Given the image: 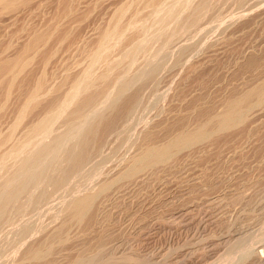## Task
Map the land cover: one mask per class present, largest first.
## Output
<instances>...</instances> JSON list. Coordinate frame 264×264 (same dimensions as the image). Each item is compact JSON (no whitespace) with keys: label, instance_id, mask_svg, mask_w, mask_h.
Here are the masks:
<instances>
[{"label":"rangeland","instance_id":"rangeland-1","mask_svg":"<svg viewBox=\"0 0 264 264\" xmlns=\"http://www.w3.org/2000/svg\"><path fill=\"white\" fill-rule=\"evenodd\" d=\"M199 1L66 0L67 10L65 0L0 4L1 61L21 55L32 37L44 38L28 50L10 95L0 77V264H67L101 237V256L113 259L105 264H264V99L245 121L212 126L199 143L125 176L143 146L167 141L176 124L192 128L200 113L221 111L264 78V0H207L197 10ZM190 13L197 17L189 20ZM103 71L102 94L67 126L74 103ZM40 76L45 87L31 98ZM137 89L133 110L54 186L98 113ZM42 145L49 150L32 164ZM24 157L32 165L14 174ZM91 190L89 219L68 222L51 257L23 256L62 225L67 202Z\"/></svg>","mask_w":264,"mask_h":264},{"label":"bare ground","instance_id":"bare-ground-1","mask_svg":"<svg viewBox=\"0 0 264 264\" xmlns=\"http://www.w3.org/2000/svg\"><path fill=\"white\" fill-rule=\"evenodd\" d=\"M18 1H20V0H0V4H2V5H4V7H6V8H10V7H12V6H14L15 4H16V2H18ZM207 0H200L197 4L198 5H196V7H194L195 9H197L198 10V6H200V5H202V4H204L205 2H206ZM65 2H66V0H65ZM65 2H64V4H65ZM238 2V1H237ZM227 3V2H226ZM225 2H224V4H226ZM63 4V3H62ZM66 4L68 5V3L66 2ZM222 5V4H221ZM65 6V8H66V10H67V8L69 7V5L68 6H66V5H64ZM214 8V7H213ZM201 9V8H200ZM230 9V8H229ZM65 10V9H64ZM69 10V9H68ZM197 10H194V12H196ZM216 10V9H215ZM62 11V10H61ZM198 12V11H197ZM196 12V13H197ZM65 13V12H64ZM196 13H193V14H191V16H190V19L189 20H192V19H194L195 17H197L196 16ZM208 14V13H207ZM118 16V15H117ZM119 17V16H118ZM187 17H188V15H187ZM197 19V18H196ZM195 19V20H196ZM55 24V23H54ZM195 25V24H194ZM182 27V26H181ZM115 28V27H114ZM100 31V30H99ZM186 32H187V30H186ZM47 34V33H44V31L43 32H41V34ZM49 34V33H48ZM48 34H47V36H48ZM101 34V33H100ZM103 34V33H102ZM47 36H45V38L47 37ZM38 38L39 40H40V38H43V36H35V38ZM100 37V36H99ZM98 37V38H99ZM36 38V39H37ZM34 38L32 37V39H30V40H32L31 42H30V40H29V44H26L25 46H26V50L24 49V48H22L23 50H25V51H23V52H21L22 51V49H21V55H20V53H18L19 55H16L17 57L16 58H14V57H12V59H8V60H6V59H4V61H1L0 62V77L1 76H4V79H3V77H1L3 80H4V83H3V80H2V83L1 84H5L6 85V90H4L3 92L5 93V91H6V96L7 95H10L9 94V90H10V88L11 89H13V83H15V79H16V77L19 75V73L20 74H22L21 73V71H23V69H25V67H26V65H27V63H28V61L30 60L29 59V57H28V55H30V52H28V50L29 49H31V51L34 49V47L36 46V45H38V43L39 42H41V41H39L38 39V42H35L36 41V39H34ZM109 39V38H108ZM42 40H44V38L42 39ZM28 43V42H27ZM35 43H37V44H35ZM35 44V46H33ZM24 46V47H25ZM33 49H32V48ZM27 52L29 53V54H27ZM33 53V52H32ZM256 60L257 59H255V57L253 58H250V63L252 64H254V63H256ZM115 63V62H114ZM249 63V62H248ZM28 66V65H27ZM248 67H249V65H247ZM251 66V65H250ZM108 67V66H107ZM157 67V66H156ZM252 68V67H251ZM255 68V67H254ZM105 68H103V70H104ZM109 69V68H108ZM108 69H107V73H108ZM26 70V69H25ZM24 70V71H25ZM23 71V72H24ZM105 71H103L101 74H99V76L98 77H96V79L94 80V82H93V84H94V89L91 91V90H89V92H87V93H85V95L80 99L79 98V100H77V102H75L74 103V106H73V108H71V112H69L70 114H69V116H68V118H67V120L65 121L66 123H67V126H70L71 127V125L72 124H74L73 123V121L76 119V118H79L82 114L84 115V113H85V109L86 108H88L91 104L93 105V101H95L97 98H99V96H100V94H102V92H103V90L105 89V85H106V83L108 82L107 81V76H106V72ZM152 72V71H151ZM20 76V75H19ZM149 76V75H148ZM36 77V76H35ZM17 78H19V77H17ZM22 79V78H21ZM262 79V78H261ZM30 80V79H29ZM45 79H44V76H40V77H38L36 80H35V82L33 83V87H31L32 89H29V91L31 90V96H29V97H31V98H35L36 96L35 95H37L38 93H40V92H42L43 91V89H44V87H45V81H44ZM1 81V80H0ZM115 81V80H114ZM19 82V81H18ZM4 85V86H5ZM15 85V84H14ZM117 85H119V84H117ZM121 85V84H120ZM125 85H126V83H125ZM92 86V85H91ZM123 86V85H122ZM29 87V86H28ZM118 87V86H117ZM120 87V86H119ZM1 88V87H0ZM4 88V89H5ZM124 88V87H123ZM130 88V87H129ZM129 88H128V90H129ZM90 89V88H89ZM108 89V88H107ZM247 89V88H246ZM244 90V92H241L240 94L239 93H237L236 95H234L233 94V96L231 97H229V99L225 102V105H224V108L221 110V111H219V112H213V111H210L209 109L207 110L206 108V110L204 111V113L202 112V110H200V112H202V114L200 113V112H198L197 111V113H200V116H202V118H200V120L192 127V128H188V129H182L181 130V127L183 126L182 124L181 125H178V124H176V126L174 125V127H179V126H181V127H179V128H175V130L174 131H176V130H178V129H180V130H178L177 132H173L172 131V129H171V131L173 132L172 134V136L167 140V141H165V142H163V143H161V144H155V141H154V145L152 144V143H150L149 144V146H147L145 149H144V146H143V149L141 148L140 150H142L141 151V153L140 152H138V154H139V156H138V154H137V158L135 159H133V162H132V165L130 166V170L127 168L126 169V177L128 176V177H132L134 174H136L135 173V171L136 172H140V170L139 169H145V167H149V166H154V165H156L157 163H160V162H164L165 160H167L168 158H170L173 154H175V152L179 149H181V148H183V147H186V146H188V145H190V144H192V143H196V142H198V141H201L202 139H205V137H206V134H207V130L208 129H210L212 126H214L213 128H215V127H219V129H226V127H227V125L228 124H230V125H228V127H230V126H234V125H231L232 123H230L228 120H231L232 119V121H234V120H244V116H245V113H246V111H248V108L252 105V104H254V103H257V102H260L261 100H263L264 99V78L259 82V83H257V84H255V85H253V86H251L250 88H248L247 90ZM2 90V89H1ZM91 91V92H90ZM118 91V90H117ZM1 93H2V91H1ZM4 93H3V96L5 97V95H4ZM124 94V93H123ZM2 95V94H1ZM28 95V94H27ZM32 95H33V97H32ZM122 94H120V95H118V96H121ZM125 95V94H124ZM137 95H138V89H137V91H135V92H131L130 94H128V95H126L120 102L118 101L117 102V104H115V102H114V104L111 106L110 105V107H109V109L108 110H104V111H106V112H102L100 115H99V113L98 112H96V113H98V116H97V118H96V116H95V121L87 128V130L86 131H84V134L82 135V137L79 139V141H78V144H77V146H76V144H75V148H73L72 147V149H70L69 150V157H68V155H67V157H68V163H67V165L65 164L64 166H63V169H62V167H61V170H62V174H61V176L60 177H58V178H56V180L55 181H53L54 182V186H57L61 181H63V179L64 178H66V176L69 174V173H71L72 171H74L75 172V170H77V169H79L80 167H81V165L85 162V160L88 158V156L90 155V153L91 152H93L96 148H97V146L99 145V143H100V141H101V138L103 137V135L106 133V132H108V131H110V129L112 130V127L113 126H115L114 124H116V122H117V120L118 119H120V116H122V115H126L130 110H133L132 109V107L134 106V103H135V101H136V99H137ZM35 96V97H34ZM60 96V95H59ZM123 96V95H122ZM139 96V95H138ZM113 97H114V95H113ZM112 97V98H113ZM2 98V97H1ZM115 98H117V97H115ZM53 99V98H52ZM52 99H50V100H48V102L49 101H53ZM54 99H56V98H54ZM117 99H119V97L117 98ZM116 99V100H117ZM7 100V99H6ZM57 100V99H56ZM70 100V99H69ZM98 100V99H97ZM115 100V101H116ZM3 101V100H2ZM32 101V100H31ZM58 101V100H57ZM56 101V102H57ZM40 103V102H39ZM54 102H52V103H50V105H49V103H48V105H47V108H48V106H51L52 104H53ZM137 103V102H136ZM140 103V102H139ZM138 104V103H137ZM26 105V104H25ZM194 105V104H193ZM223 105V104H222ZM45 106V105H44ZM140 106V105H139ZM91 107V106H90ZM135 107V106H134ZM133 107V108H134ZM46 108V107H45ZM46 108V109H47ZM210 108V107H209ZM212 108V107H211ZM24 109H25V107H24ZM52 109V108H51ZM250 109V108H249ZM48 110V109H47ZM54 110V109H53ZM52 110V111H53ZM199 110V109H198ZM212 110V109H211ZM23 111V110H22ZM49 112H51V111H49ZM84 112V113H83ZM53 113V112H52ZM133 113V112H132ZM135 113V112H134ZM22 115V114H21ZM48 115V114H47ZM67 115V114H66ZM96 115V114H95ZM22 117V116H21ZM48 117V116H47ZM46 117V118H47ZM127 117V116H126ZM43 118V117H42ZM41 118V119H42ZM46 118L44 117V119L46 120ZM84 118V117H83ZM122 118H123V116H122ZM40 119V120H41ZM44 119H42L43 121H45ZM49 120V118L47 119V121ZM130 120V119H129ZM81 121H83V120H81ZM196 121V120H195ZM231 121V122H232ZM245 121V120H244ZM235 122V121H234ZM233 122V123H234ZM237 122H239V121H237ZM241 122V121H240ZM182 123V122H181ZM80 124V123H79ZM179 124H180V122H179ZM237 124V123H236ZM34 124H32V126H33ZM178 125V126H177ZM31 126V127H32ZM39 127L40 126V124H36V125H34V127ZM66 126V127H67ZM75 126V125H74ZM70 127H68V129L70 128ZM76 127V126H75ZM173 127V126H172ZM227 127V128H228ZM30 128V127H29ZM186 128V127H185ZM33 129V128H32ZM31 129V130H32ZM67 129V130H68ZM74 129H76V128H74ZM73 129V130H74ZM174 129V128H173ZM35 130V129H34ZM38 130V129H37ZM66 130V131H67ZM70 130V129H69ZM214 129H212V131H213ZM218 129L216 128L214 131H217ZM170 131V132H171ZM213 131V132H214ZM30 132H32V131H30ZM210 132V131H209ZM218 132V131H217ZM72 133V132H71ZM79 133V132H78ZM169 133V132H168ZM167 133V134H168ZM175 133V134H174ZM121 134V133H120ZM170 134V133H169ZM78 135V134H77ZM171 135V134H170ZM169 135V136H170ZM210 135H212V134H210ZM67 136V135H66ZM79 136V135H78ZM208 137V136H207ZM206 137V138H207ZM210 138V137H209ZM208 138V139H209ZM8 139V138H7ZM63 139V138H62ZM145 139H148V138H145ZM153 139V138H152ZM167 139V138H166ZM53 140H54V142L53 143H55V142H57V141H59L60 140V135H54V138H53ZM52 140V141H53ZM104 140V139H103ZM204 141V140H203ZM2 142V141H1ZM144 143H145V140H144ZM146 143H147V141H146ZM149 143V142H148ZM147 143V144H148ZM199 143V142H198ZM43 144H44V142H43ZM147 144H144L145 146L147 145ZM152 144V145H151ZM48 146L49 145H51V147H52V144H47ZM43 147H41L40 146V148H37L34 152H32L31 154V159L32 160H28V159H25V157H24V161L22 160V164H19L18 166L19 167H16L17 168V170L15 169L14 171H13V173L14 174H17L15 171H20V174L22 173L21 171H23L22 169V167L25 165V163L27 162V161H29V162H31L32 164H33V161H39V159L41 158L40 156H42L43 155V153H44V151H46V149H48L47 148V146L45 145H42ZM55 146H56V144H55ZM101 148V147H100ZM99 148V149H100ZM187 148V147H186ZM49 150V149H48ZM139 150V151H140ZM66 152H68V151H66ZM67 154V153H66ZM28 156V155H27ZM30 156V155H29ZM27 158V157H26ZM29 159H30V157H29ZM42 159V158H41ZM89 159V158H88ZM27 160V161H26ZM21 161V160H20ZM36 161H35V163H36ZM28 163V162H27ZM26 163V164H27ZM31 163H28V169H29V165H32ZM34 163V164H35ZM39 163H40V161H39ZM38 164V163H37ZM26 167V166H25ZM22 168V169H21ZM27 169V167H26V171L28 170ZM137 170H139V171H137ZM18 171V172H19ZM26 171H23V173H25ZM74 172H73V174H74ZM58 173V174H59ZM81 173V172H80ZM124 173V172H123ZM14 174H12V176L14 175ZM72 174V173H71ZM19 175V174H18ZM22 175V174H21ZM70 175V174H69ZM68 175V176H69ZM11 176V175H10ZM23 176V175H22ZM24 176H27V175H25L24 174ZM67 176V177H68ZM73 176V175H72ZM123 176H124V174H123ZM27 177H29V175L27 176ZM26 177V178H27ZM32 177V176H31ZM21 178H23V177H21ZM125 178V177H124ZM52 179V178H51ZM7 179H5V181H6ZM53 180V179H52ZM4 181V182H5ZM64 181H65V179H64ZM3 182V185H5V183ZM52 182V181H51ZM1 184V183H0ZM61 184V183H60ZM63 184V183H62ZM68 184V183H67ZM52 186H53V184H52ZM65 186V185H64ZM64 186H61V187H64ZM1 187H2V185L0 186V191H1ZM96 187V186H95ZM106 188V186L104 185V183H103V185L99 188V190L98 191H102V190H104ZM54 189V188H53ZM61 190V189H60ZM97 191V192H98ZM104 192V191H103ZM106 192V191H105ZM95 194L96 193H93V191L91 190V192L90 191H88V193H85L84 195L82 194V195H80V197H74V199L73 200H71L70 202H67V204L65 205V207H64V211H63V213H64V216H63V218H64V221H63V223H62V225L61 226H59V228L57 229V230H55L54 231V233H52L51 232V234H49V235H51L49 238H44V241L41 239V241L40 242H38L36 245H29L27 248H25V250H24V255L23 256H26V258L27 257H32L35 261H37V262H39L40 263V261L41 260H43V259H46L47 257L49 258V257H51L52 255H53V253H54V251H55V248L54 247H56V245L54 246L53 245V242H62V240H63V237L62 236H64V234H63V232L62 231H64V227L66 226V224H68V222L70 223V221H72V220H79V221H85L87 218H88V212H89V210L91 209V206H92V203H93V200H94V197H95ZM99 194H101V193H99ZM73 198V197H72ZM210 204V203H209ZM0 205H2V203L0 204ZM3 207L5 206V204L3 203V205H2ZM0 207V209L1 210H3V207ZM95 206V205H94ZM0 210V211H1ZM4 210H5V207H4ZM94 212V211H93ZM1 213L3 214V212L1 211ZM0 213V214H1ZM1 214V215H2ZM93 214V213H92ZM63 215V214H62ZM91 218V217H90ZM93 218V217H92ZM94 218H96V217H94ZM89 219V218H88ZM99 219V218H98ZM89 222V221H88ZM86 223V222H85ZM61 233L63 234V235H61ZM43 236V235H42ZM46 239V240H45ZM102 242H103V238L101 237L99 240H98V242L95 244H93V245H91V249L89 248L88 250H86L85 248V250L82 252L81 250V252H77L78 254H76L75 256H73V257H71L70 259H68V262H66L67 264H105L107 261H111V260H113V259H111V258H107V260L105 259V258H103L102 256H101V246H102ZM54 244H56V243H54ZM58 244V243H57ZM60 244V243H59ZM60 248H61V246H60ZM94 248V249H93ZM75 251V250H74ZM73 254V253H72ZM68 255V254H67ZM47 258V259H48ZM33 259H31V260H33ZM105 259V260H104ZM33 260V261H34ZM115 260H116V258H115ZM29 261V260H28ZM44 261V260H43ZM121 261V260H120ZM42 262V261H41ZM46 262H47V260H46ZM65 262V261H64ZM116 262V261H115ZM62 264V263H61Z\"/></svg>","mask_w":264,"mask_h":264}]
</instances>
